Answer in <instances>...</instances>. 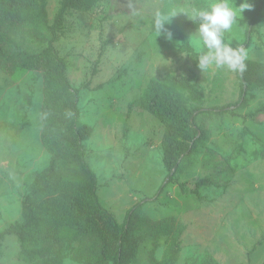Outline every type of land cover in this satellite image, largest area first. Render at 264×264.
<instances>
[{"label": "rangeland", "instance_id": "rangeland-1", "mask_svg": "<svg viewBox=\"0 0 264 264\" xmlns=\"http://www.w3.org/2000/svg\"><path fill=\"white\" fill-rule=\"evenodd\" d=\"M62 1L48 0L50 26ZM132 1L131 12L109 20L105 3L85 14L68 12L55 42L67 61L68 79L80 92V122L92 128L84 145L87 162L98 178L100 203L120 223L133 206L146 199L148 216L177 219L185 229L178 240L177 264H203L205 260L264 264V115L250 118L264 106V91L252 89L248 108L234 111L236 116H198L209 141L192 155L179 179L173 177L162 191L168 175L162 163L166 128L141 108L149 81H162L168 74L188 80L203 91L196 104L218 110L239 100L241 82L237 72L226 67L205 72L197 67L196 51L182 49L183 39L187 41L195 32L186 28L189 20L184 14L165 25L172 32L171 40L164 35L156 38L153 20L157 14L166 16L183 7L205 8L210 0ZM257 1L247 0L252 7L238 17L224 39L232 47L242 46L247 61L264 64V6L248 47L247 27L241 25L252 18ZM230 2L238 7L244 0ZM25 37L32 49L43 46L33 44L28 34ZM44 96L41 78L0 70V231L22 221L23 194L34 174L52 163L41 142ZM184 96L191 98L188 92ZM222 167L226 173L222 174ZM207 176L215 183L200 189L204 199L180 191L179 184ZM168 245L164 237L146 241L133 264H150L152 248L154 257L164 260ZM20 252L17 238L7 237L0 243V264H28ZM73 253L63 251L60 264H80Z\"/></svg>", "mask_w": 264, "mask_h": 264}, {"label": "trees", "instance_id": "trees-1", "mask_svg": "<svg viewBox=\"0 0 264 264\" xmlns=\"http://www.w3.org/2000/svg\"><path fill=\"white\" fill-rule=\"evenodd\" d=\"M102 3L108 6L106 20L128 14L135 6L132 0H63L55 23L50 26L48 0H0V70L43 80L41 142L52 159L50 165L34 174L29 190L23 194L22 221L0 231V243L7 237H16L21 257L28 264H60L66 250L73 251L80 264H133L143 243L164 237L169 244L166 257L157 260L152 248L149 263L177 264L178 240L184 226L175 218L148 216L144 209L147 199L133 206L120 223L100 203L98 178L86 159L84 144L91 138L92 128L80 122V92L70 83L67 61L59 54L55 42L65 14L89 13ZM263 6L264 0H258L252 18L241 21L247 27L245 47L251 43L253 25ZM185 23L187 29L195 30L192 21ZM25 34L33 44L43 46L38 51L29 47ZM182 49L193 54V48L184 39ZM245 63V71L237 72L241 82L239 100L221 110L197 105V96L202 97L203 91L196 90L188 80L168 74L162 81H149L141 108L166 128L162 163L168 175L162 191L173 182V177L179 179L192 155L209 141L208 131L198 123V116L228 113L236 116L234 111L248 108L252 89L264 91V64L247 60ZM185 92L191 98L187 99ZM258 115H264V106L250 118ZM221 170L222 174L227 172L226 168ZM214 183V178L207 176L195 183L179 184V189L204 199L201 190ZM211 263V260L203 262Z\"/></svg>", "mask_w": 264, "mask_h": 264}, {"label": "clouds", "instance_id": "clouds-1", "mask_svg": "<svg viewBox=\"0 0 264 264\" xmlns=\"http://www.w3.org/2000/svg\"><path fill=\"white\" fill-rule=\"evenodd\" d=\"M251 7L247 0L238 7L230 0H210L205 8L183 7L166 16L157 14L153 20V29L156 38L164 35L171 40L172 32L165 25L170 24L171 19L178 14H184L195 24V32L187 41L197 53V67L202 72L213 67H226L230 71L242 73L246 69L247 52L243 48L232 47L225 41L224 36L232 30L238 17Z\"/></svg>", "mask_w": 264, "mask_h": 264}]
</instances>
